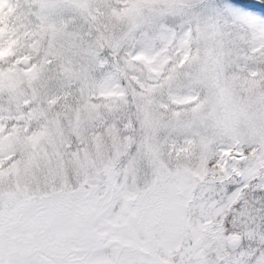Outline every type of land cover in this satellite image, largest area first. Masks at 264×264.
<instances>
[{
    "label": "snow or ice",
    "instance_id": "obj_1",
    "mask_svg": "<svg viewBox=\"0 0 264 264\" xmlns=\"http://www.w3.org/2000/svg\"><path fill=\"white\" fill-rule=\"evenodd\" d=\"M0 264H264V0H0Z\"/></svg>",
    "mask_w": 264,
    "mask_h": 264
}]
</instances>
